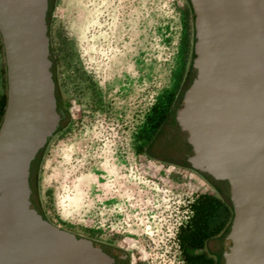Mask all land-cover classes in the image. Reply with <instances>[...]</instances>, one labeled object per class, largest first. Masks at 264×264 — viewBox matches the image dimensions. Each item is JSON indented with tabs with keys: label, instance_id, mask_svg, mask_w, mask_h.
Masks as SVG:
<instances>
[{
	"label": "rangeland",
	"instance_id": "1",
	"mask_svg": "<svg viewBox=\"0 0 264 264\" xmlns=\"http://www.w3.org/2000/svg\"><path fill=\"white\" fill-rule=\"evenodd\" d=\"M49 10L66 113L31 172L36 208L54 226L127 250L142 264H182L177 233L189 225L190 206L201 197L228 202L224 181L204 177L187 153L158 146L170 139L167 119L191 66L185 1L50 0ZM145 164L175 170L190 184L164 183Z\"/></svg>",
	"mask_w": 264,
	"mask_h": 264
},
{
	"label": "water",
	"instance_id": "2",
	"mask_svg": "<svg viewBox=\"0 0 264 264\" xmlns=\"http://www.w3.org/2000/svg\"><path fill=\"white\" fill-rule=\"evenodd\" d=\"M187 2L192 60L167 119L169 137L199 169L224 181L231 217L218 264H264V0ZM48 11V0H0V264H127L114 247L49 223L30 194L35 160L65 120ZM143 171L190 184L175 170L145 164Z\"/></svg>",
	"mask_w": 264,
	"mask_h": 264
},
{
	"label": "trees",
	"instance_id": "3",
	"mask_svg": "<svg viewBox=\"0 0 264 264\" xmlns=\"http://www.w3.org/2000/svg\"><path fill=\"white\" fill-rule=\"evenodd\" d=\"M184 1L188 7V10L190 11L187 0H184ZM49 2H50V0H48V7H49ZM49 15H50V10L47 12L46 19H48ZM53 78H54V83H55V93L57 94V97H58V105H59L60 109L63 111L64 116H65V113H66L65 107L66 106L64 104V100L62 99V95L60 93V87L58 86V82L56 80V77L54 76V73H53ZM4 107H5V95L0 96V121H1L3 111H4ZM166 118H167V115L162 116V117L159 116L157 118L156 123L158 125V128H161L162 125L166 123ZM153 143H154V141L151 143V145ZM173 144L175 146V143H173ZM148 148H149L148 151L150 152L151 146ZM36 161L37 160H35V162ZM31 172L33 173V170H31ZM210 186L213 189H215L213 185L210 184ZM30 187H31V181H30ZM220 201L221 200L215 201L214 198H212V197H201V198H198L190 206L191 212H192L190 225H192V227H194V230H190L191 227H188L189 226L188 225V226L183 227L182 229H180L178 231L177 239H178L180 246L184 245L185 248H188L194 244L196 246L197 245L201 246L206 239H209L212 235H214L215 232L211 226L210 220H211L213 214L219 212ZM221 202L224 203V201H221ZM226 206H227V222L229 223L230 217H231L229 202H226ZM193 234L197 235L195 242H193V240H192ZM182 251H183V249H182ZM187 264H195V263L193 261H189Z\"/></svg>",
	"mask_w": 264,
	"mask_h": 264
},
{
	"label": "flooded vegetation",
	"instance_id": "4",
	"mask_svg": "<svg viewBox=\"0 0 264 264\" xmlns=\"http://www.w3.org/2000/svg\"><path fill=\"white\" fill-rule=\"evenodd\" d=\"M159 143L158 146L165 147L163 149H169L172 148L174 151H178V149L174 146L173 141L171 139L165 140ZM181 153V152H180ZM142 157L145 159L148 156V150L145 149L144 152H141ZM166 164V163H165ZM204 177L208 176L206 173L203 174ZM207 178V177H206ZM216 201V199H214ZM192 214L190 215V221H191ZM188 222L189 226L191 227L190 230H194V227L190 225L191 222ZM211 226L214 230V235H212L209 239H206L204 243L201 246L191 245L188 248H185V246H180L178 240V249H181L180 254L182 255V264H187L189 261H193L195 264H218V259L220 257V251H221V240L223 234L227 230V206L226 202L220 201L219 206V212L212 215V218L210 220ZM183 227H186L184 225ZM196 234H193L192 240L193 242L196 241ZM183 249V251H182ZM123 253L125 255V260L127 264H142V261L138 255L132 256L130 253L127 252V250H123Z\"/></svg>",
	"mask_w": 264,
	"mask_h": 264
},
{
	"label": "built area",
	"instance_id": "5",
	"mask_svg": "<svg viewBox=\"0 0 264 264\" xmlns=\"http://www.w3.org/2000/svg\"><path fill=\"white\" fill-rule=\"evenodd\" d=\"M177 248H178V246H177Z\"/></svg>",
	"mask_w": 264,
	"mask_h": 264
}]
</instances>
